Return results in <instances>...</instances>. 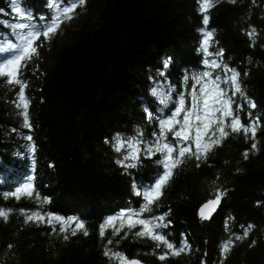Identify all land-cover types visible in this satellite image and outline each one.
Instances as JSON below:
<instances>
[{
    "label": "trees",
    "instance_id": "1",
    "mask_svg": "<svg viewBox=\"0 0 264 264\" xmlns=\"http://www.w3.org/2000/svg\"><path fill=\"white\" fill-rule=\"evenodd\" d=\"M47 3L25 0L36 16L49 13ZM198 8L200 0H86L50 41L41 38L39 56L23 70L22 78L31 80L26 89L31 129L22 127L12 103L18 88L0 86V207L12 209L7 222L0 218V264H118L104 255L108 239L110 249L143 264H264V0H215L211 12L212 50H224V63L239 71L244 91L256 104L250 109L244 102L241 119L247 123L249 112L262 119L257 150L245 158L253 140L232 134L199 167L195 159L185 160L152 213L170 210L171 224L164 231L177 244L186 237L191 253L161 261L163 249L136 237L138 228L129 232L125 227L116 236L108 228L103 239L99 235L107 216L139 208L133 182L147 184L162 171L156 158H142L136 169L121 168L111 141L137 126L145 139L157 130L146 120L145 108L155 106L151 89L162 80L165 61L163 80L177 89L186 71L202 67L197 51L202 38L195 33L203 20ZM0 9H5L1 37L9 34L4 22L14 17L9 0H0ZM251 27L257 35L250 39ZM21 133L32 136L34 164ZM29 178L41 197H50L43 211L79 218L88 235L77 232L64 240L46 223H25L20 209L35 210L36 200H16L4 192ZM214 187L226 189V195L209 219L200 220L198 208L213 198ZM248 225L253 226L248 236L235 240L232 234L242 235ZM230 236L234 246L222 260L220 245Z\"/></svg>",
    "mask_w": 264,
    "mask_h": 264
},
{
    "label": "snow or ice",
    "instance_id": "2",
    "mask_svg": "<svg viewBox=\"0 0 264 264\" xmlns=\"http://www.w3.org/2000/svg\"><path fill=\"white\" fill-rule=\"evenodd\" d=\"M214 3L215 0H200L199 11L203 15L205 27L198 30L202 39L197 51L203 57L200 62L202 67L190 73L186 71L182 78L183 86L177 89L170 81L163 80L169 66V61H165L164 71L160 72L162 80L151 89L155 106L145 108L146 120L157 130L152 132L151 138L145 139L144 129L137 126L134 133L127 136L117 134L111 141L113 150L118 154L115 162L121 168L136 169L141 166L142 158H156V163L162 167V171L147 184L133 182L134 195L141 200L139 208L126 207L114 215L107 216L99 226V235L103 239L108 228L112 229L113 236L118 235L125 227L129 232L138 228L134 233L136 237L148 238L154 242L156 249H163L158 254L161 261L170 256L191 253V244L186 237L182 236L177 244L170 240L164 231L171 224V221L166 219L170 210L152 214L159 206L175 169L188 159H195L196 166L199 167V162L207 160L213 149L232 134L242 133L246 139L253 140L251 148L244 152L245 158L248 157L249 151L257 150L255 139L260 118L249 112L248 122L245 123L240 115L244 109V102L250 109H255L256 104L244 91L239 71L224 63V50L222 48L212 50L215 30L208 29L207 25L210 18L208 13ZM9 5L14 22L10 24L4 22L5 26L9 27V34L0 37V81L18 88L12 103L17 109V115L22 117V127L31 129L29 115L31 100L26 94L29 82L22 78L23 70L34 57L39 56L41 38L45 42L50 41L59 33L65 22H71L78 15L77 9L84 8L86 0H48L49 13L39 16L25 6V0H9ZM4 11L5 9H0V13ZM246 34L251 39L257 35V30L251 27ZM237 98L242 102L237 103ZM21 135L29 142L26 147L28 153L33 155L34 164L35 146L31 143L32 136L23 133ZM33 181L34 178H29L15 187L14 191L4 192L5 197L11 196L16 200L22 197L36 200L38 206L35 210L20 209L25 223H46L51 226L54 234H63L64 240H68L70 235L75 236L77 232L88 235L84 221L79 218L43 211L42 206L50 202V197H41ZM212 183L215 185L216 181ZM210 195L213 198L208 199L199 209L202 220L211 217L222 197L226 195V189L214 187ZM11 212L12 209L0 207V218L7 222ZM252 227L248 225L242 235L233 233L232 236H235V240L246 238ZM127 234L128 232H125V235ZM232 236L221 242L222 260L227 258L234 246ZM112 243V239L107 240L105 257L115 259L118 264H141L138 259L129 258L125 253L110 249L108 245ZM252 243L255 244V241Z\"/></svg>",
    "mask_w": 264,
    "mask_h": 264
},
{
    "label": "bare ground",
    "instance_id": "3",
    "mask_svg": "<svg viewBox=\"0 0 264 264\" xmlns=\"http://www.w3.org/2000/svg\"><path fill=\"white\" fill-rule=\"evenodd\" d=\"M198 9H200V8H198ZM212 10H213V7L209 10V23H208V25H207V28L208 29H213V28H211V12H212ZM198 13H200L201 14V12L199 11ZM202 21V23L200 24V26L198 25V26H196L195 28L197 29V31L195 30V33H196V37L197 38H202V36H201V33H200V31H198L199 29H201V28H203V27H205L204 25H203V20H201ZM215 38H216V35H215V32H214V40H215ZM242 70H246L247 69V67H244V66H242V67H240ZM262 126H263V124H262Z\"/></svg>",
    "mask_w": 264,
    "mask_h": 264
},
{
    "label": "rangeland",
    "instance_id": "4",
    "mask_svg": "<svg viewBox=\"0 0 264 264\" xmlns=\"http://www.w3.org/2000/svg\"><path fill=\"white\" fill-rule=\"evenodd\" d=\"M9 24H10V22H9ZM5 36H7V35H4V34H3L1 37H5ZM33 61H34V58L28 63L27 67L30 66L31 63H32ZM24 72H25V71H24ZM25 77H26V76H25ZM27 81L30 82L31 80L29 81V79H28ZM34 83H35V82H34ZM4 85H5V82L0 81V86H3V87H4ZM28 87H29V84H28ZM30 88H32V87H30ZM30 105H31V104H30ZM29 112H30V107H29ZM261 120H262V119H260V126H259L258 128L262 127V122H261Z\"/></svg>",
    "mask_w": 264,
    "mask_h": 264
},
{
    "label": "water",
    "instance_id": "5",
    "mask_svg": "<svg viewBox=\"0 0 264 264\" xmlns=\"http://www.w3.org/2000/svg\"><path fill=\"white\" fill-rule=\"evenodd\" d=\"M206 201H207V200H206ZM206 201H204L202 204H204ZM202 204H201V205H202ZM219 204H220V203H219ZM201 205L199 206L198 211H197L198 218H199L200 220H202V219L200 218V216H199V209H200ZM218 206H219V205H218ZM218 206L216 207L215 211L217 210ZM215 211H214V212H215ZM214 212L212 213V215L214 214ZM212 215H211V216H212ZM135 259H138V258H135ZM138 260H139V259H138ZM139 261H140V260H139ZM141 264H143V262H141Z\"/></svg>",
    "mask_w": 264,
    "mask_h": 264
}]
</instances>
